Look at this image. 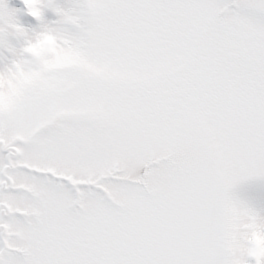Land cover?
Masks as SVG:
<instances>
[{"label": "snow or ice", "instance_id": "1", "mask_svg": "<svg viewBox=\"0 0 264 264\" xmlns=\"http://www.w3.org/2000/svg\"><path fill=\"white\" fill-rule=\"evenodd\" d=\"M23 2L35 23L0 0V264H264L236 191L264 179V0Z\"/></svg>", "mask_w": 264, "mask_h": 264}, {"label": "rangeland", "instance_id": "2", "mask_svg": "<svg viewBox=\"0 0 264 264\" xmlns=\"http://www.w3.org/2000/svg\"><path fill=\"white\" fill-rule=\"evenodd\" d=\"M63 2V0H62ZM9 7L19 9L18 13L22 22L32 21L35 23V18H32L25 9L23 0H7ZM49 17L54 14L49 10L46 12ZM237 193L245 199L254 203L257 207H264V179H251L240 185L236 189Z\"/></svg>", "mask_w": 264, "mask_h": 264}, {"label": "clouds", "instance_id": "3", "mask_svg": "<svg viewBox=\"0 0 264 264\" xmlns=\"http://www.w3.org/2000/svg\"><path fill=\"white\" fill-rule=\"evenodd\" d=\"M33 11L39 13L38 8H33ZM28 47L32 50V54L38 57L51 54L53 59L58 55L57 53V38L51 32H41L37 34V37L33 43H30ZM4 83H9L8 77L3 78ZM248 239L255 245L257 249L264 248V232L259 229L253 231Z\"/></svg>", "mask_w": 264, "mask_h": 264}]
</instances>
